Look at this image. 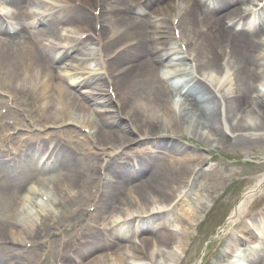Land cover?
I'll return each mask as SVG.
<instances>
[{
	"label": "bare ground",
	"instance_id": "1",
	"mask_svg": "<svg viewBox=\"0 0 264 264\" xmlns=\"http://www.w3.org/2000/svg\"><path fill=\"white\" fill-rule=\"evenodd\" d=\"M23 1L13 0V4L17 6ZM49 1L59 2L64 6V9L55 13V17L43 29L44 31L59 35V30L64 33L77 27L76 22L79 20L90 22L87 14L70 9L67 5V0ZM77 1L88 6H93L94 4V0ZM166 1H146L145 7H152V14L149 21H143L130 17L129 4L125 0H102L105 13L101 16V19L105 28H108L110 31L113 29L120 30V41L135 40L134 44L136 46L134 45L135 47L132 49H120L121 43L116 38L106 41L100 46V51L103 54L100 55V60L103 61L105 56L113 55L108 63L109 75L113 78L112 86L116 91L120 92L119 95H122V98L116 97L115 100L118 102L119 109L124 110V107L129 109L122 114L127 119H129V111L132 112L131 117L139 130L138 132L142 133L140 138H131L128 128L119 119L109 114L106 115L103 112V107L107 108L110 107L108 105L112 104L109 92L113 93V90H111L105 81L103 82L100 72L85 75L81 73L78 76H86L81 84L85 86H103V88L105 87V92L100 93L99 91V93L89 94L88 97L80 99L82 103L77 102L71 98V94L65 88L55 82V79L50 76L48 77V75L43 77L38 74L37 69L45 66L47 62L54 63L56 61L51 57L52 54L49 51L45 50V56L42 57L36 49L28 45L29 33L21 29L15 36H7L0 39V61L3 69L6 71L7 77H11L14 80V84L20 76H27L34 80L30 90L36 91L40 100L41 110L47 113H53L54 110V114H56V102L60 101L65 122H72L85 127L89 126L92 131L91 136L93 140L102 146L107 145L105 144L106 141H110L111 143L115 141L113 145L114 152H117V158L121 161L125 160L128 166H131L130 160L124 159L123 154L138 148L146 151L143 153L144 157H147L146 161L142 160L141 162H137V164H132L135 166L142 163L141 168L138 166L139 170L137 172L129 170L127 167V170H123L124 166L117 168L114 166L110 167L113 171L119 170L120 173L115 175L113 171H108V185L106 186L105 194L102 196L106 201L108 200V195H113V192L118 190L120 184L126 180H142L141 183L138 181L140 185L135 194L140 193L142 187L144 191L145 189L152 188L157 196H166L167 194V200H172L174 193L178 191L179 187H186V185L181 184V178L183 180L189 179L192 170L199 166L204 161V158L198 157L194 160H187L181 156L179 160L172 159L171 162H168L158 155V151H151L146 146L152 145L153 147H157V149L161 148V144L153 141L150 137L151 132L158 128L159 125H163L164 128L170 130L171 136L175 137L181 133L189 134L194 131V136H202L215 145L224 146L228 143L229 140L226 138V134L228 133H240V135L244 133L242 135L244 137L239 138L240 135H238L237 139L235 138L237 141L241 140L240 142L243 145L262 143L260 137L253 140L245 137L255 136L257 135L256 131L264 130V116L262 121H254L250 116V114H254L255 117L257 114L259 115L261 107L264 104V94L258 89L264 87V43L259 42L260 37H264V33L260 37L258 36L256 42L254 41L256 34L260 30H264L263 11L260 10L256 14H243L242 11L238 10V7L235 8V5L241 0H177L181 3V7L177 10L181 14V35L187 42L190 50L195 53L198 64L197 71L201 72L205 70L204 73L206 75L210 74V72L218 75L217 69L221 73L224 69L219 67L224 59L233 64L235 77L233 75L232 79L221 77L219 80H216L215 77L211 78L210 75H207L211 83L208 85L204 80L199 78L200 76L197 79L189 77L186 82H179V80L174 79L179 75H174L172 72H162V63L165 57L163 56L161 47H168L169 51H173V47L170 45L171 39L165 38L166 33L163 31L169 29L167 27L169 23L163 19L168 17L171 12H175V10L170 8ZM142 9L143 11L141 12H144V8ZM132 11L135 10L132 9ZM224 11H226L225 14L223 13ZM195 12H199L202 15V22L199 25L195 21ZM68 14H79V16L74 15V17L66 18ZM220 15H223L227 26L245 27L246 30L242 33L228 30L224 26L225 23L223 24L220 18H218ZM158 17L163 18L162 20H158L156 19ZM9 19L15 21L12 18ZM251 21H257V26L252 28ZM6 26L7 24L0 20V28H3V31ZM199 26L205 28L206 33L202 34L205 40H201L196 35V29ZM79 52L81 55L87 53L93 59L89 61H94L95 57H97L96 49H89V45L86 48H82ZM176 57L182 59L178 55ZM64 58L65 56L60 57L57 63H61ZM67 63L69 61L66 62V65ZM0 70H2L1 67ZM51 70L52 68L49 67L46 74ZM74 70L75 68L69 69L67 73L71 74ZM115 73L118 74L114 76L113 74ZM60 75L63 79L67 77L65 74ZM65 84L70 88L77 87V83L74 81L65 82ZM175 91L185 92L183 98H179L178 106L176 105L177 113L173 112L172 110L174 109L170 107V103L172 104L171 98ZM51 98H54V106L51 103ZM108 101L109 104L107 103ZM205 106L209 108V113H207ZM114 107H116V104ZM236 110L238 113H242V116L234 128L230 130L224 126V123L221 125L220 118H224L225 116V121L228 124V122H232V111ZM90 111L96 113V117L99 119L97 122L90 120L92 117H89ZM153 111L154 117L146 115V113ZM159 112H163L162 117L156 115ZM227 116H231L230 120L227 119ZM205 125L208 126V131L202 129ZM179 129H181L180 132H178ZM70 130L68 129V131ZM250 130H253V132H250ZM143 139L144 141L141 142ZM130 142H134L133 146H130ZM168 146L172 149L175 147V152L177 150L181 151L179 147H172L170 144ZM121 149H123L122 152H120ZM22 154L20 164L18 165L12 164L6 168L0 161V209L13 214L18 204H21V209L23 205L25 207L24 211L20 213L21 223L12 224L16 230L14 241L19 239L21 235L29 232L28 223L32 219V217L28 218L29 215H26V212L31 210L25 204L27 199L20 198L27 180L30 179L31 175L39 176L38 171L48 174L52 169L55 170L60 166H53L55 164L53 163L42 171L41 168H38L35 159L32 157V152L28 148ZM97 160L93 158V162L98 163ZM136 160L137 158H134V161ZM65 161L70 168L65 174V178L61 181H63L64 185L73 189V186H78V182L73 179V171L75 170L73 159L70 157L66 158L60 154L57 155L55 160L53 159V162L59 163L61 166H63L62 163ZM191 163L192 167H189ZM3 174H5V177H2ZM208 175L213 177L216 174L215 171L211 170V172H208ZM199 179L200 177L194 176L191 182H198ZM38 184L41 187V183ZM28 193L31 194L32 192ZM254 193L255 191H251L248 195L242 197L234 216L243 210L244 204L253 197ZM67 194L61 192L60 187L57 186L54 196L55 199L64 200ZM21 199H24L23 202ZM32 204L34 206V214H36L34 219H36L38 218L37 216H40V213H43L44 206L41 207L35 200ZM128 204L129 206L132 205L131 202H128ZM145 207L140 206L138 210L136 209L135 213L144 214ZM181 214L185 215V218L190 217L189 208L182 209ZM127 217L128 215L121 216L123 219ZM121 226L123 229L125 228L124 234L127 235L130 228L129 223L126 222ZM121 226L113 230V238H116H114L115 241L121 242L126 238L120 232ZM240 226L241 229L246 227L244 222ZM183 229L185 230L184 227ZM252 230L251 228L250 232ZM262 230V228H259L258 233L260 236H263L264 232ZM138 232L142 237H138V241H141L142 246L132 243L128 247H125L130 258L136 263L133 261L132 263H128L126 256L122 254L114 258L112 257L113 252H110L109 255H103L102 253L106 248L100 240L95 239L97 247L87 248L81 253L80 257L85 261L88 260V256L93 252L100 254L96 259L87 261L85 264H103L102 262L106 259L108 260L106 264H144L141 260H148L149 264H156V261L153 260V254H149L150 241L147 236L155 234L157 242L155 257L162 256L164 257L162 259L170 263L177 262L182 258L179 253H174L170 250L172 247L169 244L168 236L157 226L152 230L143 228V230H138ZM240 233L242 235L246 234L245 230H241ZM185 245V243H180L179 245L177 244L176 248L178 251H182ZM234 247L235 242H232V240L226 241L222 249L221 258H227ZM110 248L113 247L111 246ZM5 249V247H2L0 250L5 251ZM249 264L259 263L256 262L255 257H251Z\"/></svg>",
	"mask_w": 264,
	"mask_h": 264
},
{
	"label": "rangeland",
	"instance_id": "2",
	"mask_svg": "<svg viewBox=\"0 0 264 264\" xmlns=\"http://www.w3.org/2000/svg\"><path fill=\"white\" fill-rule=\"evenodd\" d=\"M222 25V23H221ZM227 59L221 62V64L224 67H227L226 65ZM228 68V67H227ZM33 97L36 98V96L33 94ZM31 98V96H29ZM72 100V99H71ZM53 102V101H52ZM47 113L43 112V115L45 116ZM152 112L150 115L152 116ZM96 121V117L92 118ZM60 122L57 121L56 123H53L52 126L55 124H59ZM158 131H154L152 133V138L157 140L159 143H174V145L182 146L183 148H187L185 151L188 153H192L193 156L191 158L195 157L194 153H200L203 155V157L208 159L207 164L205 166V169L216 168L218 170V177L214 178L215 180H211L208 175H202V180L196 182V185L193 186V189L188 193L187 200H193L195 197H197L202 205L200 208L204 209L206 205H204V202L207 201L208 196H212V198L208 199V202L210 200H213V197L220 194H222V201L217 205L214 212L209 216L207 220H205L199 227H198V233L196 238L192 241L190 247L188 248L186 252V257L189 259L185 262V264H199L200 259L204 253V249L206 246V243L204 242L208 236L212 233V229L216 231V227L222 222L223 217L229 213L232 210V206L234 202H236L239 198V195L250 188L251 184L250 182L247 183H239L238 178L244 175H250L252 176L256 172L258 173L260 170L264 169V144H252L245 147H240L239 145H234L233 143L228 146H220L213 148L214 144H210L206 139H204L202 136L196 137L194 136V133L192 135H182L177 137H172L169 135L170 130L164 128L163 126H159L157 128ZM259 134H263L262 137H264V133L260 132ZM159 137V138H158ZM166 148L160 150L165 151ZM217 149V150H212ZM68 150H66L67 152ZM168 154V153H167ZM210 158V160H209ZM192 166V163L189 165ZM184 177V176H182ZM228 187L227 190H224ZM231 187V188H230ZM154 192V190L152 189ZM142 196L143 193L141 192ZM197 194L201 196H197ZM117 196V195H116ZM141 196V195H140ZM160 196V200L165 202L166 197ZM160 202L161 204H166ZM256 204L249 208L247 210V216L253 217L258 216L257 208H260L264 206V197L257 199ZM202 210L197 212V214L194 215L195 217H199ZM174 212L173 214H175ZM178 213V212H177ZM0 216H5L3 212H0ZM2 221V217H0V224ZM9 221V217H8ZM15 222V221H14ZM7 223V222H6ZM5 223V224H6ZM5 229V228H3ZM2 229V230H3ZM7 232V229H5L4 233ZM216 241V240H215ZM215 241L211 242L210 246L207 248L208 254V260L211 255V251L215 248ZM188 255V256H187ZM207 259V256H206ZM205 261V258H203ZM202 260V261H203Z\"/></svg>",
	"mask_w": 264,
	"mask_h": 264
}]
</instances>
